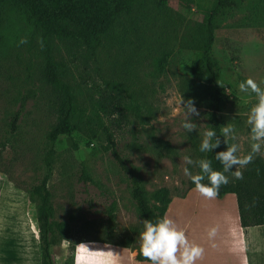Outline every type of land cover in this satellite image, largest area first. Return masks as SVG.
<instances>
[{
    "label": "rangeland",
    "instance_id": "374dc122",
    "mask_svg": "<svg viewBox=\"0 0 264 264\" xmlns=\"http://www.w3.org/2000/svg\"><path fill=\"white\" fill-rule=\"evenodd\" d=\"M158 1L67 0L66 21L87 40L88 53L73 64L59 41L50 44L51 62L70 87L76 108L72 121L76 130L52 146L47 135L56 123V110L51 90L41 80L44 54L31 27L28 5L0 0V264L36 260L40 202H30L26 191L46 174L50 149L47 188L52 219L69 222L70 242L97 236L112 207L115 240L130 236L134 246L139 244L143 219L125 173L108 148L107 134L120 159L137 170L151 203L160 188L168 189L171 199L182 198L191 183L185 167L199 173L198 167L183 161L185 155L206 158V152L199 151L201 134L208 127L205 91L193 82L190 67L198 31L217 0H167L164 6ZM222 2L214 19L212 47L219 65L221 115L224 126L232 123L236 128L238 139L231 143H239V154L246 155L250 152L246 113L256 97L251 91L241 92L239 84L251 78L264 88V0ZM162 56L164 71L155 76L153 60ZM104 82L126 90L134 109L124 119L103 117L101 126L94 104ZM181 97L194 100L200 112L193 117L198 127L192 133L181 127ZM255 157L264 158V148ZM226 175L229 181L234 178ZM191 195V202L198 201L197 211L183 218L192 220L193 239L201 235L209 239L211 228L217 229L212 239H224V220L216 206L196 191ZM53 244V257L59 262L67 243L55 239Z\"/></svg>",
    "mask_w": 264,
    "mask_h": 264
},
{
    "label": "trees",
    "instance_id": "16d2710c",
    "mask_svg": "<svg viewBox=\"0 0 264 264\" xmlns=\"http://www.w3.org/2000/svg\"><path fill=\"white\" fill-rule=\"evenodd\" d=\"M28 5L29 20L31 27L39 38L43 59L40 68V76L51 90L53 102L56 110V123L50 128L47 140L51 145L62 135H70L76 130V125L72 122L76 112L71 95L70 87L58 76L50 57V44L59 41L65 49L67 58L71 63L79 59H84L87 51V40L82 33L76 30L66 21L68 13L66 9L70 4L67 0H20ZM74 2H84L85 0H73ZM167 0H159V6H164ZM222 0H217L215 6L209 13L206 22L200 27L198 37L194 45V56L191 62V75L193 82L205 91L204 103L206 108L207 125L215 129L220 134V127L224 126V118L221 115L223 108V97L218 85L219 65L212 56L214 42V31L216 24L214 19L220 9L222 10ZM83 52V53H82ZM166 59L156 57L153 60V74L158 76L164 71ZM97 99L94 104V116L96 122L103 126V117L111 118L117 115L119 118H127V111L134 109L133 99L130 95L126 96L123 90L115 82H104L102 88H97ZM129 101H127V100ZM131 101V102H130ZM14 129V125H12ZM111 154L118 162L121 172L125 173V180L128 184L131 198L143 220L164 217L169 203L171 202L170 191L160 188L154 195L153 203L147 197L143 182L137 170L127 166L116 154L114 145L111 142L110 134H107ZM223 141V137H221ZM229 144L231 141L229 140ZM226 145H221L212 152H206V158L212 161L215 170L222 171L221 164L216 161L217 152L225 151ZM52 149L47 153L46 174L27 191L30 202L39 200L40 208L37 217V240L40 253V264H71L72 254L76 244L81 242H98L118 247L128 248L136 251L135 259L139 262H148L139 251V244L134 246L135 240L130 236L122 237L116 241L114 231V215L112 207L107 210L106 224L102 225L100 233L95 237L77 239L72 244L68 243L70 261L57 263L52 257L51 239L56 237L58 241L71 239V228L69 222L54 221L52 219V207L50 204V192L47 182L50 176V163ZM259 170V171H257ZM243 179L233 178L227 184L219 188L217 198L226 194H233L236 200L237 214L241 228L264 225V158L254 157V161L242 170ZM226 175V174H225ZM207 183V180L204 181ZM195 185L191 182L188 189L180 197H184L186 192ZM64 239V240H63Z\"/></svg>",
    "mask_w": 264,
    "mask_h": 264
},
{
    "label": "clouds",
    "instance_id": "9594fccd",
    "mask_svg": "<svg viewBox=\"0 0 264 264\" xmlns=\"http://www.w3.org/2000/svg\"><path fill=\"white\" fill-rule=\"evenodd\" d=\"M239 90L245 93L251 91L256 97V103L246 113L250 152L240 155V144L236 142L229 144V140L237 141L238 136L235 126L228 123L226 126L220 127L219 135L213 127H207L201 134L202 139L199 147V151L203 153L212 152L222 142L227 146L225 151L217 152L215 155L216 161L222 166V171L215 170L209 159L193 160L188 155L183 157L185 164L199 168V173L193 174L189 168L185 167L184 175L195 185L196 192L210 200L215 199L219 188L229 182L226 173H231L237 180L243 179L240 169L252 163L254 157L261 154L262 148H264V88H261L255 80L248 78L239 84ZM180 104L183 105L184 112L181 127L186 132L192 133L198 127L193 117H199L200 112L192 99L184 100L181 97ZM221 137H223V141ZM233 168H235L234 171ZM205 180L207 183H204ZM140 223L142 228L138 233L139 251L149 264H195L203 257L204 249L194 242H190L185 231L179 229L174 221L166 216L157 218L155 221L152 219L140 220ZM216 234V228L208 230L209 239L214 238ZM64 242L72 244L67 240ZM75 250L74 264H118L119 254L110 250V245L100 248L94 242H81L75 245ZM104 257H108L110 260L98 259Z\"/></svg>",
    "mask_w": 264,
    "mask_h": 264
},
{
    "label": "crops",
    "instance_id": "0c3cea01",
    "mask_svg": "<svg viewBox=\"0 0 264 264\" xmlns=\"http://www.w3.org/2000/svg\"><path fill=\"white\" fill-rule=\"evenodd\" d=\"M194 189L195 188H191L188 190L182 198L171 199L164 217L166 216L173 220L179 229L185 231L190 242H194L204 249L203 257L197 260L195 264H264V225L248 227L246 229L241 228L237 214L236 200L233 194H226L222 199H211L210 202V204L216 206L217 213L222 216V219L224 220V230L222 235L226 239H207L205 235H201V239H198V237L193 239L194 235L190 231L192 220L187 219L186 217L183 218V216H185L186 213L188 216H191L190 213H195L197 211L198 201H190L191 194L195 191ZM227 196L231 198L229 202L224 201V198H227ZM55 239L57 238L53 237L51 239L52 257L53 250L56 248V245L53 244ZM60 241L64 243V241ZM94 243L100 248L109 245L98 242ZM110 250L119 254L118 264H149V262L137 261L135 259V250L114 245H110ZM75 251L74 247L71 264H74ZM34 254L36 258L34 264H40V253L37 239L35 241ZM68 255L69 250L67 243V248L64 249L62 255L63 258L57 263L66 262ZM98 259L110 260L108 257Z\"/></svg>",
    "mask_w": 264,
    "mask_h": 264
}]
</instances>
